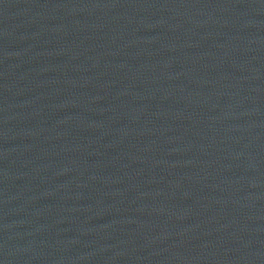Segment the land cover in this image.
<instances>
[{"label":"water","instance_id":"water-1","mask_svg":"<svg viewBox=\"0 0 264 264\" xmlns=\"http://www.w3.org/2000/svg\"><path fill=\"white\" fill-rule=\"evenodd\" d=\"M0 264H264V0H0Z\"/></svg>","mask_w":264,"mask_h":264}]
</instances>
